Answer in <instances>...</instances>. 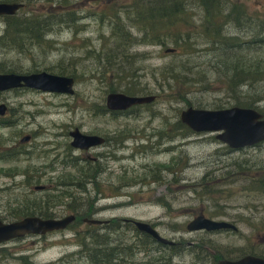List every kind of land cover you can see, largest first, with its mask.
<instances>
[{"label": "rangeland", "instance_id": "rangeland-1", "mask_svg": "<svg viewBox=\"0 0 264 264\" xmlns=\"http://www.w3.org/2000/svg\"><path fill=\"white\" fill-rule=\"evenodd\" d=\"M134 2L140 4L142 0H68L57 6L44 0H32L30 3L23 0L24 7L18 12L20 17L70 12L71 16L75 14L77 21L54 24L43 36L46 40L40 46L33 45L25 54L21 50L0 47V62L14 67L18 74L47 71L60 75L59 72L65 69L67 73L64 76L74 74L77 79L73 95L29 88L0 93V104L7 105L9 119L13 122L12 125H0V156L1 149L6 146L20 150L13 159H0V220H15L11 216L17 207L33 198H48L55 217H63L77 206L93 204L98 209L96 214L91 215L94 218L134 219L154 224L162 236L181 244L176 246L172 264H198L194 261L212 264L216 257L209 256V252L235 259L252 248L264 252V227H259L257 223V219L264 217V192L249 190L250 182L246 176V169L251 174L259 170L256 173L259 175L264 169V141L254 146L231 149L215 138V134L192 132L182 135L184 131L182 133L176 127L180 112L187 107L216 110L217 106H236L235 101L226 95V77L212 65L219 63L223 56L232 62L234 53L247 58L244 61L247 65L250 64L248 60H253L254 65L264 64V48L244 46L240 51H233L214 41L197 38L191 39L197 43H191L190 50L182 54L180 49L174 51L175 54L165 52L176 48L173 41L166 46L135 45L130 50L131 54L145 55L130 66L131 70H137L133 72L136 88L143 89V93L135 95H155L156 100L122 114L106 115L104 108L110 91L100 80L102 69L93 52L104 48L112 50L114 39L110 40L112 30L108 20L101 22L100 19L102 16L110 19L118 16L121 18L118 27L125 26L127 21L118 9ZM161 2L153 0L150 5L158 7ZM193 10L196 16L191 24H181L178 29L191 38L205 33L200 26L202 19L199 15L202 12ZM244 25L230 23L242 40L252 38L258 42L254 31ZM3 28V19L0 18V34ZM132 33L138 38L142 34L136 29ZM167 64H186L189 71L193 66L192 73L185 74L195 80L191 92L184 95L186 100H178L181 98L177 94L178 85L168 90L164 83L159 71ZM197 66L203 69L201 75L196 73ZM125 70L128 71V68ZM106 78L110 79L109 74ZM240 95H246L254 107L264 112V79L242 85ZM75 128L86 135L106 134L114 141L108 148L90 149L83 153L70 145L72 138L69 132ZM24 136L31 139L21 143L20 139ZM105 150L109 155L101 162L106 166L99 177L98 189L94 181L83 184L84 175L81 172L91 173L89 178H94L96 164L92 155ZM64 159L74 161L78 166L64 167ZM228 170L230 175L226 173ZM37 177L39 181L35 179ZM64 179L70 184L59 186V181ZM78 183L81 185L78 186ZM36 185H45L46 188L36 190ZM82 186L84 189L80 188ZM61 189L72 192L76 201L69 204L71 206L66 203L70 198H63L64 204L52 205V195ZM256 206L261 212L256 211ZM198 214L228 221H234L241 214V222H237L239 231H188L187 223ZM123 221L115 231L110 228L111 224H107L98 227L95 234L109 232L113 239H129L132 232ZM80 227L76 225L45 235L27 234L0 243V264H24L20 258L23 256H28L27 259L34 264L74 256L75 260L65 264H91L94 251L84 250L77 243L75 231ZM96 242L101 246L102 239L98 237L94 244ZM158 243L152 247L149 256L141 252L137 262L148 258L160 259L162 251L166 256L169 250L159 251L163 247L158 248ZM239 248H242L241 252Z\"/></svg>", "mask_w": 264, "mask_h": 264}, {"label": "trees", "instance_id": "trees-1", "mask_svg": "<svg viewBox=\"0 0 264 264\" xmlns=\"http://www.w3.org/2000/svg\"><path fill=\"white\" fill-rule=\"evenodd\" d=\"M31 1L32 0H29V3ZM44 1L49 3L50 5H55L56 3L55 6H57L61 4L63 5L68 0ZM1 2L23 3V0H1ZM152 2L153 0H148L149 4L145 7V9L142 8V6H140L138 3L125 6V8L123 9L124 19L127 21V23H125V26L121 25V27H118V23H120L119 19H121L118 16H114L113 19H110L111 17L102 16L100 19L101 22H104L106 20H108V22H112V38L110 40L114 39L112 41V44H114V48L110 51H108L107 48H104L97 53L93 51L91 52L97 55V63L102 69L100 80L101 82L106 83L110 92H122L127 95L143 93V89L136 88L137 83L136 81H133V78L135 76L133 75V72L137 70L133 71L130 69V66L133 65V62L140 61L142 59V57L140 56H145L141 53L131 54L130 50L135 45L166 46L168 42L173 41L174 44H176L175 51H178L180 49L181 54L188 52L191 48V36H189V34L186 32H181L180 30H178L181 24H188L189 22V18H187V2H184L182 0H162L163 3L161 2V6L158 7L150 5L152 4ZM199 2L200 6L202 5V2L208 5L212 2V0H199ZM133 10L136 11L137 17L133 14ZM19 13L16 16L3 17L4 28L2 33L0 34V47L11 51L13 49L21 50L24 52V54L30 51L33 45L40 46L46 40L43 36H46V34L51 30V27H53L54 24L77 21V17L75 16V14L73 13V16H71L70 12H66L65 14L61 15H55L52 14V12H48L45 15H24L22 17H20ZM206 21L207 20H202V24L200 25L204 29L205 27L208 28L209 23H207ZM129 26L142 29L141 36L139 38L135 37L133 33L129 29H127ZM203 31H205V33L208 32L207 30ZM218 33L219 32H217V34L213 36V39L220 42ZM257 36V44L264 45V39L260 35ZM222 40L224 42L220 43H222L225 48H228L226 40ZM246 59L247 58L238 56L234 53L232 62L228 61V58L223 56L222 60L219 59V63L212 65V67H214V69H216L218 72L223 73L226 77V95L228 98L235 101V105L237 107L254 108L264 116V112L254 107V105L247 100L246 95H240V89L242 85L255 83L264 79V67H262L264 66V64L256 62L258 64L254 65L255 63L253 62V60H248L250 64L247 65L244 62ZM221 65L222 68H220ZM8 67L5 63L0 62L1 73H16L14 67ZM125 68H128V71H126ZM196 68H198V66ZM202 70L203 69L198 68L196 70V73L200 74ZM192 71L193 66L189 71L186 64H181L180 66L167 64L159 72L164 83L167 84L168 90L175 88L176 85L179 86L177 87V94L178 96H181V98L178 100L183 101L186 100V98H184V95H187L191 92L190 88L194 85L195 82L193 78H187L185 76V74L190 75ZM66 73L67 72L65 71V69L59 72V74L62 76H64ZM126 73H131V75L127 76ZM106 74H109L111 80L109 78H106ZM70 76L77 79V76L74 74ZM215 108L223 109L224 107L217 106ZM6 121L9 122V119L0 120V123H5ZM176 127L178 130H182V133L184 131L182 135L192 133L191 130L183 125L180 121L177 122ZM1 151L2 155L0 156V159L5 160L13 159L20 152V150H18L14 146H6L2 148ZM161 165L165 166V168H169L168 165ZM171 168L173 169V167ZM82 175H88V173L82 172ZM249 176L254 180L255 187L251 182L248 189L257 192H264V175L260 174L255 177L251 175ZM35 179L39 181V177ZM67 181L68 180L65 179L61 182L59 181V186H68V184L70 183H67ZM80 188L84 189L83 186ZM52 196V200H54V202H52V205L61 203L64 204L63 198H70V200L66 202L68 204H72L74 201H76V199L73 197L72 192H70L68 189H61L58 193L53 194ZM29 202L31 204H29ZM48 203V198H33L28 201L27 204L17 207L11 218L20 219L28 215H38L43 218L55 217V214L52 209H50ZM73 210H75V208H73ZM121 221L123 220L116 219L109 220L106 223L111 224L110 228L115 231L118 229V227L121 226ZM124 224L126 227H129V230L132 232V237L129 239L116 237L113 239L111 236H109V232L101 233L98 235L95 234L96 232L93 233V231H91V228H88L87 231L83 232H81L80 230L75 231L76 236L78 237L77 243L83 246L84 250L89 249L94 251V253H92V256L94 257L96 264H155L158 262H160L159 264H161L164 261H166L165 264H172V257L177 252L176 246L169 248L165 247L164 245L158 243V241L151 235L139 231L131 221L127 220L124 222ZM98 237L102 239L101 246L99 242H96L97 246H95L96 244H94V241ZM156 243L159 244L158 248L163 247L162 249H159V251L168 249L169 251H166L168 252V254L166 256H163L165 255V251H162L163 253L161 254L160 259L152 260V258H148L146 260L137 262L136 258L139 256V254L141 252H144V255L149 256L150 251L153 250L152 247L155 246ZM158 248L156 247L157 250ZM208 254L209 256L214 255L216 257V260H214L212 264H216L218 259L223 258V256H220L218 253L209 252Z\"/></svg>", "mask_w": 264, "mask_h": 264}, {"label": "water", "instance_id": "water-1", "mask_svg": "<svg viewBox=\"0 0 264 264\" xmlns=\"http://www.w3.org/2000/svg\"><path fill=\"white\" fill-rule=\"evenodd\" d=\"M23 3H0V17L14 16L22 8ZM173 49H167L172 53ZM75 79L73 77L55 75L48 72L40 73H0V92L13 89L29 88L43 92L73 95ZM155 96L131 97L124 93H109L106 106L110 111H126L135 105L149 104L155 101ZM6 105L0 104V116H4ZM180 121L195 133L216 134L215 138L232 149L254 146L264 141V116L253 108L231 107L217 110L196 109L188 107L181 111ZM72 145L79 148H89L100 144L103 139L97 136L85 135L78 129L71 132ZM28 137L23 138V140ZM36 189H44L37 185ZM75 220L70 214L58 218H43L38 215H28L23 218L5 222L0 220V243L23 237L27 234L44 235L48 232L67 228ZM91 223L100 224L101 219L92 218ZM136 228L151 235L158 242L173 244L174 242L162 236L148 221L132 220ZM188 231H218L225 229L237 230V226L227 220H217L198 214L187 225ZM217 264H264V257L248 254L237 259H220Z\"/></svg>", "mask_w": 264, "mask_h": 264}, {"label": "flooded vegetation", "instance_id": "flooded-vegetation-1", "mask_svg": "<svg viewBox=\"0 0 264 264\" xmlns=\"http://www.w3.org/2000/svg\"><path fill=\"white\" fill-rule=\"evenodd\" d=\"M192 2H187V18H189V22L188 25L191 24L190 22L192 20H194L196 13H193V9L195 8V10H199L202 12V15L200 16V19L207 20L206 22L209 23L208 24V28L205 27L204 30H207V33H203V34H196L194 35L193 38H197V39H202V40H210V41H215L216 44H218L219 46L224 47V45L220 42H224L222 39L226 40V43L228 44V49H231L233 51H240L241 47L243 48L244 46L249 45L248 47L254 48V46H260V47H264V45H258L257 41H254L252 38L248 39V40H242L241 37L232 30V28L230 27V23H238V24H242L246 27H249L250 29H252L254 31L255 35H260L263 39H264V0H212V2L210 4H206L202 2V5L200 6V2L199 0H191ZM135 3V2H134ZM131 3V4H134ZM129 4V5H131ZM148 0H142V3H140L139 5L142 6V8L145 9V7L148 5ZM128 6V5H126ZM125 8V5L123 7H120L119 12L122 11L123 15H124V11L123 9ZM137 9V7H136ZM133 14L136 16V11L133 10L132 11ZM137 17V16H136ZM3 19V18H2ZM109 26L110 28H112V22L109 21ZM127 29H129L131 32L133 31V29H136L137 31H140L142 33V29H138L136 27L130 26ZM218 33V37L220 38L219 41H216L213 39V36H215ZM192 44L197 43L194 40H191ZM262 43V42H260ZM222 44V45H221ZM264 44V43H263ZM152 46V45H151ZM153 46H159V45H153ZM234 53V52H233ZM24 89V88H21ZM15 90V89H13ZM16 90H20V89H16ZM12 91V90H10ZM7 92V91H5ZM0 93H4V92H0ZM108 95V94H107ZM107 97V96H106ZM4 104V103H1ZM6 105V104H5ZM7 107V105H6ZM136 107V106H134ZM134 107H131L134 108ZM8 107L6 108V112L4 116H0V120L9 119L8 116ZM104 110H106V115H112V114H122L124 112H112L110 111L105 103V108ZM126 112V111H125ZM3 122V121H2ZM12 125L13 122H11V120L9 119V122H5V123H0V125ZM77 128H75L74 130H76ZM73 130V131H74ZM79 130V129H78ZM69 132L70 137L72 138L73 141V137L71 136V132ZM80 131V130H79ZM86 135V134H85ZM91 136H97L103 139V141L100 144H96L93 145L89 148H79V147H75L72 145V141L70 142V145L72 147H75V149L81 150L83 153L89 152L88 150L90 149H96V148H101V147H106L108 148L109 146H111V143L114 141V138H109L106 134H101V133H93V134H89ZM28 137V139L23 140V138ZM23 138L20 139L21 143H25L26 141H29L31 138L30 136H24ZM96 152V151H94ZM109 152L107 150H105V152H96L95 155L92 159V161L96 164L95 165V172L93 177L95 178H89V175H84V183L83 184H87V181H94L95 187L98 189V185H99V177L101 176V174L104 172L105 170V166H103L101 164L102 160H107L108 158V154ZM79 159V158H76ZM63 166L64 167H69V166H74L77 167L78 164L74 161H70L69 159H64L63 160ZM230 170L226 171V173H228ZM234 171V170H232ZM259 170L255 171V175L251 174V171H248L246 169V176L248 177V182H252V185H255V182L252 178H250L249 175L255 177L259 174H256ZM81 172V171H80ZM225 173V174H226ZM264 174V169L261 171L260 174ZM91 174V173H88ZM82 175V172H81ZM228 175H230V173H228ZM225 177V175H224ZM252 179V181H251ZM67 180V179H65ZM80 183H78V186ZM44 189L46 188L45 185ZM255 187V186H254ZM68 206H70L69 204H67ZM66 205V210H67V206ZM96 210H98L97 208H95V206L92 204V206H86V207H78L75 208V210H70V214H74L75 215V220L69 224L67 226L66 229L71 228V227H75L76 225H81L80 229H76V230H80L81 232L83 231H87L88 228H91V231H93V233L96 232V227H100V226H106L108 223H106L109 220H104L105 222L102 223L101 225H98L96 223H91L88 220L92 219L94 217H92L91 215L96 214ZM53 211V210H52ZM256 211H260L259 206H256ZM54 212V211H53ZM261 212V211H260ZM54 214L56 215V213L54 212ZM255 217L257 216V213L254 212ZM66 216V215H64ZM242 218V215L239 214L237 215V219H235L234 221H230L232 223H234L237 226V222L239 220V218ZM58 218V217H57ZM253 218V217H252ZM228 221V220H227ZM240 221V220H239ZM241 222V221H240ZM257 223L259 225V227H264V217L263 219H257ZM256 223V224H257ZM154 225V224H153ZM225 230H231L234 232L239 231V228L237 226V230H232V229H225ZM179 244V243H178ZM177 243H175L174 245H172V247L178 245ZM238 251H242V248H239ZM248 254H253V255H258L261 257H264V252L263 251H258L255 248H252V250H250L247 254L243 253L241 256L244 255H248ZM24 264H34V262L30 261L28 258V256H23L20 257ZM76 256L74 257H69V258H63L60 261H53V262H48L45 264H65L66 262H69L70 260H75ZM199 258V257H197ZM226 259H232L231 257H223ZM220 258V259H223ZM218 259V260H220ZM200 260V259H199ZM217 260V261H218ZM194 263H198L200 264L198 261H194ZM91 264H96V261L94 259V257H92L91 259ZM217 264V263H216Z\"/></svg>", "mask_w": 264, "mask_h": 264}, {"label": "bare ground", "instance_id": "bare-ground-1", "mask_svg": "<svg viewBox=\"0 0 264 264\" xmlns=\"http://www.w3.org/2000/svg\"><path fill=\"white\" fill-rule=\"evenodd\" d=\"M11 3H16V2H11ZM24 7V6H23ZM40 72H47V71H38V72H31V73H40ZM110 93H116V92H110ZM122 93V92H120ZM127 95V94H126ZM131 97H147L148 95H129ZM141 105H144V104H141ZM135 106H139V105H135ZM134 107V106H133ZM194 108V107H192ZM196 109H202V108H196ZM254 109V108H253ZM127 220H124L123 222H125ZM124 224V223H123ZM152 224V223H151ZM153 227H155L153 224H152ZM156 228V227H155ZM157 229V228H156ZM159 232V231H158ZM176 242H174L173 244H166V245H170L169 247H172V245H174ZM164 244V243H163Z\"/></svg>", "mask_w": 264, "mask_h": 264}]
</instances>
